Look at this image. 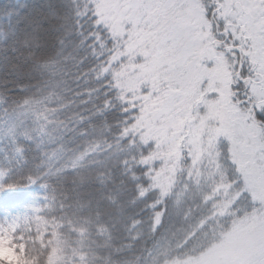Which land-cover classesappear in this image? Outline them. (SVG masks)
<instances>
[{"label": "trees", "instance_id": "trees-1", "mask_svg": "<svg viewBox=\"0 0 264 264\" xmlns=\"http://www.w3.org/2000/svg\"><path fill=\"white\" fill-rule=\"evenodd\" d=\"M99 12L97 0H0V208L27 235L25 264H190L254 211L247 195L215 210L210 167L232 185L236 156L219 127L212 157L186 134L137 129L163 94L120 89L130 70ZM214 51L231 69L227 101L264 145V81L254 110L227 47Z\"/></svg>", "mask_w": 264, "mask_h": 264}, {"label": "rangeland", "instance_id": "rangeland-1", "mask_svg": "<svg viewBox=\"0 0 264 264\" xmlns=\"http://www.w3.org/2000/svg\"><path fill=\"white\" fill-rule=\"evenodd\" d=\"M97 2L99 14L116 38L117 53L113 60L120 57L127 59L130 70L119 85L120 89L133 93L136 100L148 101L153 95L145 98L141 89H152L154 93L162 85L166 88L163 96L160 95L159 104L156 102L155 110L139 119L137 129L144 131L145 135L156 132L157 136L174 142H177L178 136L186 134V142L192 153L206 152L212 157L216 150L215 132L220 128V138L236 156V172H233L232 182L237 184H228L226 177H218L219 172L214 164L210 167L211 175L208 177L211 182L208 187L220 195L219 203H214L217 206L215 210L217 214L226 213L227 204L230 206V202L239 195H247L254 211L247 224L241 222L236 225L220 242L190 264H264V145L258 136L250 134L246 119L227 101L231 69L226 58L216 54L223 59V66L216 73L214 81L210 80L194 62L193 52L202 51L201 45L193 48L190 43L181 40L175 50L163 52L154 57L152 63L142 66L144 60L140 49L129 51L124 36V12L127 11L126 4L133 0ZM178 23L176 34L180 36L186 22ZM204 27L205 31H210L206 25ZM212 47L214 49V44ZM202 64L213 66L206 59ZM260 86L262 88L263 83ZM262 95L264 93H260ZM210 96L211 100L208 99ZM221 106H224L226 115L221 111ZM204 138L210 139L208 149L205 144H200ZM221 201L225 203L219 206ZM223 205H226L225 209ZM26 239L27 235L21 231L15 216L0 208V264H25Z\"/></svg>", "mask_w": 264, "mask_h": 264}, {"label": "snow or ice", "instance_id": "snow-or-ice-1", "mask_svg": "<svg viewBox=\"0 0 264 264\" xmlns=\"http://www.w3.org/2000/svg\"><path fill=\"white\" fill-rule=\"evenodd\" d=\"M126 8L123 16L126 44L129 51L140 49L142 66L152 63L163 52L175 50L183 40L193 48L201 45L202 51L193 52L194 62L214 81L223 59L217 57L212 45L217 50L226 46L240 69L237 72L233 66L232 71L245 84L246 101L253 103L255 110L252 87L264 81V0H133ZM181 21L186 23L183 34L178 36L176 29ZM204 25L210 31H205ZM221 36L226 37L223 44ZM205 59L213 66H203ZM245 65L248 71L242 74ZM141 92L145 98L153 95L152 89ZM164 92L166 88L162 85L156 95Z\"/></svg>", "mask_w": 264, "mask_h": 264}]
</instances>
